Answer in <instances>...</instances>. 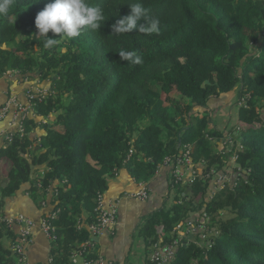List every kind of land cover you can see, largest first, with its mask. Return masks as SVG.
<instances>
[{"label": "trees", "instance_id": "16d2710c", "mask_svg": "<svg viewBox=\"0 0 264 264\" xmlns=\"http://www.w3.org/2000/svg\"><path fill=\"white\" fill-rule=\"evenodd\" d=\"M48 2L11 0L0 15V75L11 70L49 81L47 93L32 96L31 107L34 117H51L43 124L23 119V131H13L0 148L8 166L0 213L5 198L29 183L36 205L46 200V212L55 213L47 261L67 264L72 249L94 242L85 223L96 220L98 196L109 180L125 170L147 184L165 156H181L188 147L193 168L204 166L201 174L172 185L169 173L170 204L154 207L138 235L146 245L176 240L169 264H264V0H86L102 8L100 28L84 26L72 38L49 30L60 43L45 49L34 20ZM136 2L148 18L159 19V32H139L143 20L129 33L112 32ZM121 49L135 51L142 63L121 60ZM172 91L183 98L188 121L164 99ZM228 98L229 104L212 109ZM33 128L44 133L32 139ZM215 138L222 139L219 152L212 147ZM228 138L238 144L227 149ZM40 165L44 173L32 181L33 167ZM228 165L238 171L230 177L233 185L227 175L217 182ZM197 209L204 215L195 232L210 233L208 241L197 243L190 233L178 241L176 227L189 224ZM4 227L0 264L12 262L2 239L13 234Z\"/></svg>", "mask_w": 264, "mask_h": 264}, {"label": "crops", "instance_id": "0c3cea01", "mask_svg": "<svg viewBox=\"0 0 264 264\" xmlns=\"http://www.w3.org/2000/svg\"><path fill=\"white\" fill-rule=\"evenodd\" d=\"M48 88L49 81H40L39 77L35 75H18L16 71L10 70L0 76V109L4 105H9L7 110L4 111V116L0 118V148L6 146L13 131L20 130V118L22 121L25 118L33 117L37 124L50 121V116H33L30 98V95L35 97L47 93ZM9 100H12L10 104L8 103ZM217 105L221 106L224 104L213 102L211 107L214 111L216 110L214 107ZM43 133L44 130L42 128H33L29 134L32 139H35ZM216 139L213 141L216 142ZM217 141L220 143L217 145V149L222 148V139H217ZM7 168L5 161H0V182L5 176ZM44 170L45 168L41 165L34 166L31 175L32 181L42 177ZM169 173L168 167H162L157 173V177L146 184L148 192L152 196L147 201L131 196L125 197L126 192L132 194L140 188L139 183L133 180L125 170L120 171L114 178L109 180V187L102 194V197L106 205L119 200L115 214L116 222L114 227L105 231L103 235L93 237L95 243L93 253H95L96 258H101L103 264L114 262L123 264L151 263L152 254L159 247L146 245V242L138 235L137 230L154 207H160L164 203L165 205L170 204V199H166L168 190L167 185H165L167 182L166 177L169 178ZM158 178L159 180H157ZM28 186L29 183L23 184L15 194L5 198L2 214L9 218L23 214L39 223L48 208L44 207L42 202L40 207L36 205L29 194ZM49 198L50 192L46 199L49 201ZM18 229L16 225H13L8 232L13 235L3 237L4 246L11 252L10 258L12 262L14 261L12 244ZM146 249L148 253L145 251ZM27 253L31 263L48 264V240L39 228L34 232V237Z\"/></svg>", "mask_w": 264, "mask_h": 264}, {"label": "built area", "instance_id": "2783aa9c", "mask_svg": "<svg viewBox=\"0 0 264 264\" xmlns=\"http://www.w3.org/2000/svg\"><path fill=\"white\" fill-rule=\"evenodd\" d=\"M1 76V75H0ZM33 95H30L32 98ZM12 102L11 100H9ZM10 102H8L10 104ZM5 108L0 109V118L4 116ZM19 131H23V125L21 118L19 120ZM164 165L169 167V172L172 177V185L177 184L178 182L185 184L186 179L192 181L196 176L194 168L191 162L190 148L186 147L181 156L171 157L165 156L163 160ZM219 180L217 182L227 180L226 175H220L217 177ZM140 188L132 194H127L131 197L137 199H145L150 196L146 184H139ZM118 201H113L109 204H105L103 201L102 194L98 196V215L94 223H85V226L88 228L89 233L92 237L101 236L108 229H112L116 222V207ZM42 205L45 206L46 202H42ZM50 205V204H49ZM52 211H47L46 215L42 216L39 223H37L33 218L28 217L23 214H18L14 218L6 217L0 213V224H3L7 229H11L13 225H16L18 232L16 233L13 244H12V253L14 255V261L9 264H40V263H31L28 259V247L32 243L35 230L40 229L42 234L48 240L49 243H53L56 239L55 227L49 222L50 218L54 217ZM38 224V225H37ZM79 227L81 224L78 225ZM197 229H199V224H197ZM95 243L90 241V239L82 242L77 247L72 249L69 254V261L67 264H103L101 258L91 257L90 254L93 252V247ZM175 245L177 241L175 240L170 245H160L159 248L155 249L154 253L151 256V262L154 264H169L175 253ZM48 262H51V259H48ZM51 264V263H48ZM108 264H123L120 262L108 263Z\"/></svg>", "mask_w": 264, "mask_h": 264}, {"label": "clouds", "instance_id": "9594fccd", "mask_svg": "<svg viewBox=\"0 0 264 264\" xmlns=\"http://www.w3.org/2000/svg\"><path fill=\"white\" fill-rule=\"evenodd\" d=\"M11 0H0V15H6L9 11ZM129 14L120 17L111 25L112 32L125 34L137 28L138 21L144 23L138 28L139 32L151 34L159 32L160 21L157 18H148L147 9L141 2L128 5ZM105 17L101 7L92 5L86 0H49L42 10L35 16V27L38 30L37 36L44 37L43 47L45 49L55 48L61 36L72 38L80 34L84 26L97 30L104 22ZM49 30L53 34H59V38H52L48 35ZM59 54L66 52L64 47H59ZM121 60L133 64L142 63L141 57L135 51L121 49L118 51Z\"/></svg>", "mask_w": 264, "mask_h": 264}, {"label": "rangeland", "instance_id": "374dc122", "mask_svg": "<svg viewBox=\"0 0 264 264\" xmlns=\"http://www.w3.org/2000/svg\"><path fill=\"white\" fill-rule=\"evenodd\" d=\"M29 51L30 52H34V53H36L37 51H38V47L37 46H35V45H31L30 47H29ZM8 71H10V70H8ZM44 93V92H43ZM12 100H13V98H11ZM164 99L168 102H170V104H171V106H173L175 109H177L178 110V112L180 113V116H182L185 120H189V117H188V115L186 114V109L184 108V100H183V98L180 96V94L178 93V92H176V91H172L171 93H169V94H167V95H165L164 96ZM11 100V101H12ZM8 102H10V101H8ZM216 102H221L222 104H224L225 105V103H227L228 102V104H229V102H230V99L228 98V99H218ZM8 106L9 105H4V108H5V110H7V108H8ZM226 107V106H225ZM225 107H223V108H225ZM198 113H200V112H195L194 113V115H193V119L195 120V118L198 116L197 114ZM201 114V113H200ZM139 125L141 126L142 125V123L141 122H139ZM218 126H219V124H217ZM227 142L229 143V146L227 147V149H230V147H232L233 145L235 146V144H238V142H237V140H235V139H230V138H228V140H227ZM212 143V147L214 148V150H216L217 149V141L215 142V141H212L211 142ZM222 146V145H221ZM240 146V145H239ZM238 146V147H239ZM233 148V147H232ZM222 148H218L217 150H216V152H219L220 150H221ZM241 149V148H240ZM228 163H230V160H228L227 161ZM162 167H165L164 166V164H162V165H160V167L158 168V172H159V170L162 168ZM168 167V166H167ZM228 168L225 170V174L224 175H227V176H229L228 177V179H230V177L232 178V177H234L235 178V176H236V174L235 173H237L238 171H237V169L235 168V167H233L232 165H228L227 166ZM169 168V167H168ZM203 168H204V166H200V168H194V172L196 173V174H198V173H200V172H202V170H203ZM234 182L235 181H231V179L230 180H228V184H231V185H233L234 184ZM141 183H143V182H141ZM141 183H139V184H141ZM223 184V183H222ZM220 187H221V184H220ZM138 190V189H137ZM127 194H131V193H128V192H126V196L125 197H127V196H129V195H127ZM199 199H197V201H198ZM203 215L204 214H202L201 215V212H199V209H197L196 211H192L190 214H189V216H188V218H189V220H190V223L189 224H186V222L184 221L181 225H179V226H177L176 227V234L178 235V238H177V240L178 241H181V240H183V239H186V234L187 233H190V234H192V239L194 240V241H196L197 243H201L202 241H204V242H207L208 241V238H209V236H210V233H202V232H200V233H196L195 231L197 230V224L196 223H198L199 222V220L200 219H202L203 218ZM224 216V218L225 217H227L228 216V213L227 212H225V214L223 215ZM212 233V232H211ZM142 238V237H141ZM143 239V238H142ZM191 239V240H192ZM3 240H4V238L2 239V242H3ZM144 240V239H143ZM145 241V240H144ZM145 242H147V241H145ZM147 244V243H146ZM54 244H52V246H53ZM149 245H151V246H154V245H156V246H160L161 245V239H160V241H157V242H155L154 244H149ZM93 249H94V247H93ZM147 253H148V250L146 249L145 250ZM151 260V259H150Z\"/></svg>", "mask_w": 264, "mask_h": 264}, {"label": "water", "instance_id": "95a60500", "mask_svg": "<svg viewBox=\"0 0 264 264\" xmlns=\"http://www.w3.org/2000/svg\"><path fill=\"white\" fill-rule=\"evenodd\" d=\"M1 185H2V186H4V185H5V183H4V182H2V183H1Z\"/></svg>", "mask_w": 264, "mask_h": 264}]
</instances>
